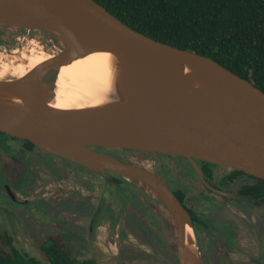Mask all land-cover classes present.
Returning a JSON list of instances; mask_svg holds the SVG:
<instances>
[{"label":"water","instance_id":"water-1","mask_svg":"<svg viewBox=\"0 0 264 264\" xmlns=\"http://www.w3.org/2000/svg\"><path fill=\"white\" fill-rule=\"evenodd\" d=\"M11 27L45 32L61 50L24 76L0 77V132L133 183L172 217L180 264H206L190 214L162 179L93 148L184 157L264 180V92L208 57L133 30L94 0H0V28ZM96 53L116 59L109 101L51 106L61 69Z\"/></svg>","mask_w":264,"mask_h":264},{"label":"flooded vegetation","instance_id":"flooded-vegetation-1","mask_svg":"<svg viewBox=\"0 0 264 264\" xmlns=\"http://www.w3.org/2000/svg\"><path fill=\"white\" fill-rule=\"evenodd\" d=\"M7 29L0 28V39L11 41L13 36ZM16 29L25 31L24 35L39 33L52 38L45 32ZM93 149L148 169L162 179L190 214L206 264H264V184L258 178L196 160L200 175L193 162L184 157ZM11 162L24 167L20 182L11 180ZM91 175L97 181L89 180L87 176ZM115 179L119 177L110 172L99 173L0 136V245L4 244L1 237L11 236L23 248L18 231L22 229L27 238L34 236L37 249V242L51 235L60 238L78 260L101 264L98 257L77 255L73 244L96 247L99 231L107 230L121 253L110 261L130 263L136 251L131 238L149 234L158 242L153 223L158 221L165 229L171 226V220L167 212L158 208V202L136 185ZM173 225L176 230L174 221ZM163 245L162 254L168 253L171 260L177 261L178 255L172 256ZM94 253H98L96 249Z\"/></svg>","mask_w":264,"mask_h":264},{"label":"trees","instance_id":"trees-1","mask_svg":"<svg viewBox=\"0 0 264 264\" xmlns=\"http://www.w3.org/2000/svg\"><path fill=\"white\" fill-rule=\"evenodd\" d=\"M94 1L133 30L208 57L264 92V0ZM0 136L16 139L28 149L37 148L26 140L1 132ZM1 238L0 264H96L73 257L66 244L51 235L37 242L45 262L30 255L13 237Z\"/></svg>","mask_w":264,"mask_h":264},{"label":"rangeland","instance_id":"rangeland-1","mask_svg":"<svg viewBox=\"0 0 264 264\" xmlns=\"http://www.w3.org/2000/svg\"><path fill=\"white\" fill-rule=\"evenodd\" d=\"M7 31L9 32V36L12 35L13 37L11 38L12 42L1 37L5 44L0 49V73L4 72V77H18L13 75L14 73L11 70L12 67L15 68L18 65H22L28 69L31 66L29 65V59H34L33 57L35 56L44 58L55 55L61 50V46H59V43L53 38L43 37L39 33L37 35H24L25 31L16 28H9ZM10 165L12 173H14L11 180L20 182L21 177L24 174V167L17 162H11ZM87 177L89 180L97 181L92 175ZM153 224L154 228L158 230V232L155 231V236L158 242H155L149 234H147V236H133L131 238L132 246L136 251H134L132 261L128 264H180L179 259L177 261H174V259L171 260L168 253L164 256L162 254L163 247L160 246L164 243L163 246L165 250L168 248L172 256L178 255L176 250L177 232L174 229L172 222L171 226H165L166 230L163 229L162 224H158V221H155ZM161 230H164V232L162 233ZM18 231L21 234L20 238H18L21 241L23 248L33 257L45 262L46 257L39 249H37L34 236L29 239V237L27 238L23 235L22 229H18ZM167 231L169 232L168 234L166 233ZM73 246L75 253L80 257H98L101 264H114V261L110 260H114L121 255L119 248L115 246L114 241L108 236L107 230L99 231L96 247H89L79 243H74ZM94 249L97 250V254L94 253ZM143 256H148V258H143Z\"/></svg>","mask_w":264,"mask_h":264},{"label":"bare ground","instance_id":"bare-ground-1","mask_svg":"<svg viewBox=\"0 0 264 264\" xmlns=\"http://www.w3.org/2000/svg\"><path fill=\"white\" fill-rule=\"evenodd\" d=\"M33 58L29 59L31 66L28 69L22 65L12 67L13 75L24 76L50 56ZM3 74L4 72H1L0 77ZM115 74L116 59L109 53H96L79 59L61 69L56 97L51 106L58 109H73L104 104L114 93Z\"/></svg>","mask_w":264,"mask_h":264}]
</instances>
